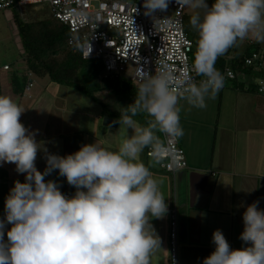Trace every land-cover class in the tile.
Wrapping results in <instances>:
<instances>
[{
	"label": "clouds",
	"instance_id": "clouds-1",
	"mask_svg": "<svg viewBox=\"0 0 264 264\" xmlns=\"http://www.w3.org/2000/svg\"><path fill=\"white\" fill-rule=\"evenodd\" d=\"M173 0H143L144 14L165 18ZM193 10L190 26L197 33L190 71L177 76L167 65L154 73L141 69L134 102L120 112L123 129L113 151L96 142L82 144L72 154L49 152L36 139L37 131L21 122L25 109L12 97L0 95V166L15 165L25 176L4 201L0 218V264H150L161 247L151 220L167 213L160 181L140 159L144 149L154 156L165 151L164 137L181 138L183 100L199 109L207 107L224 87L225 77L215 67L221 56L238 43L254 38L264 43V0H174ZM109 46V45H108ZM145 116L144 124L136 117ZM129 130L131 132L129 133ZM44 152L46 167H36ZM58 171L73 195L45 177ZM259 201L245 207L234 249L222 230L212 234L214 251L202 264H264V209ZM6 236V239H5Z\"/></svg>",
	"mask_w": 264,
	"mask_h": 264
},
{
	"label": "crops",
	"instance_id": "crops-1",
	"mask_svg": "<svg viewBox=\"0 0 264 264\" xmlns=\"http://www.w3.org/2000/svg\"><path fill=\"white\" fill-rule=\"evenodd\" d=\"M257 44L260 50H264ZM247 46L242 53L236 46V54L243 55ZM25 62L24 69L19 68L22 72L11 63L0 65V95L12 97L25 109L21 122L30 130L37 131L36 139L49 152L61 156L74 153L82 144L92 143H84L80 131H66L68 121L63 113L62 116L58 114L48 118L46 111L45 118H36L32 110L37 104L30 95L33 80L27 81L24 94L17 97L13 79L38 76L29 71L26 57ZM4 66H9V70L5 71ZM31 83L33 86L29 88ZM232 89L236 91L233 111L224 108L222 91L219 92V104L206 101L204 109L191 107L184 101L180 112L184 135L178 140L186 153V170L173 175L161 170L157 161L140 157L160 181V190L168 208L163 218L151 220L161 239V247L151 254L150 264H170L169 224L174 207L179 213V264H202L203 258L214 251L212 234L216 229L222 230L232 248L247 246L239 239L244 228L245 207L259 201L258 206L264 209V95L240 84H234ZM38 111L42 112V108ZM107 133L102 138L101 147L115 151L120 142L111 137L113 134ZM36 167L40 171L46 167L43 151L38 153ZM45 179L60 183V190L66 195L71 196L75 192V188L60 177L58 171ZM16 180L24 182L25 176L15 171L14 164L0 166V218L4 217V201Z\"/></svg>",
	"mask_w": 264,
	"mask_h": 264
},
{
	"label": "built area",
	"instance_id": "built-area-1",
	"mask_svg": "<svg viewBox=\"0 0 264 264\" xmlns=\"http://www.w3.org/2000/svg\"><path fill=\"white\" fill-rule=\"evenodd\" d=\"M48 3L53 19L65 25L70 33L68 46L80 52L84 60H101L105 77L125 78L135 86L141 69L152 73L167 64L180 76L191 69L194 42L185 29V6L174 0L165 18H151L144 14L143 0H0V12L15 10L25 15L29 5ZM109 45V46H108ZM9 66H4L5 71ZM225 83L245 85L247 89L264 95V50H258L241 66L228 65L224 71ZM33 84L29 85L31 88ZM165 151L154 156L148 149L147 157L160 161L161 170L177 174L188 168L186 153L178 138L164 137ZM179 213L170 212L169 250L170 264H179Z\"/></svg>",
	"mask_w": 264,
	"mask_h": 264
},
{
	"label": "rangeland",
	"instance_id": "rangeland-1",
	"mask_svg": "<svg viewBox=\"0 0 264 264\" xmlns=\"http://www.w3.org/2000/svg\"><path fill=\"white\" fill-rule=\"evenodd\" d=\"M17 13L19 16H21V13ZM192 14L193 10L186 7L184 18L185 29L190 35L191 40L194 42L195 53L197 33L192 29L189 23V18ZM25 15L26 16L23 18V21L25 22H37L53 19L52 9L48 3L27 6L25 8ZM250 42L257 41L254 38H250L243 41L242 43H238L237 48L239 53H242L244 48L249 45L248 43ZM257 43H259L264 49V43ZM231 51L232 52L228 54L227 59L234 57V54L236 53V46L232 47ZM194 53L192 57H194ZM25 57L26 54L14 23L13 11L7 10L0 12V65L2 66L4 63H11L14 64L15 69L22 72L23 70H19V68L25 67ZM131 76L132 69L128 71L126 76L122 77L130 78ZM30 80L34 81V87L31 89L30 95L34 97V102L37 104V106L32 110L33 114L37 115L36 118L40 116L45 118L46 111L48 118L56 117L58 114L62 116L63 113L64 118L68 121L66 131H80L84 138V143L87 141L92 143L96 142L101 147L103 142L102 138H104L106 135L105 132H108L107 135L113 134L111 137H114L116 142H121L122 136L124 134L123 129H119V126L118 128L111 130L109 127L104 125L106 119L115 120L110 117L112 115L111 113L118 111L121 107L120 101L113 92H99L96 94L98 101H94L82 95L73 88L53 83L45 73H41L38 76L34 75L28 79V83ZM225 85V87L221 90L223 92V106L224 108L233 111L236 107V91L232 89L234 84L228 82ZM220 95L221 94H218L214 100L207 101L218 105L220 102ZM180 104L182 109L184 106V101L182 100ZM40 108H42V112L38 111ZM115 121H118V119ZM130 132L131 130H129V133ZM146 153L147 148L144 149L143 153L141 154L143 158H147ZM149 160L160 163V161L157 159Z\"/></svg>",
	"mask_w": 264,
	"mask_h": 264
},
{
	"label": "trees",
	"instance_id": "trees-1",
	"mask_svg": "<svg viewBox=\"0 0 264 264\" xmlns=\"http://www.w3.org/2000/svg\"><path fill=\"white\" fill-rule=\"evenodd\" d=\"M212 2L213 0H209L210 4ZM13 13L29 71L38 75L45 73L53 83L73 88L94 101H98L96 94L99 92H113L120 101L121 107L111 113L112 119H119L120 112L134 102L136 87L130 81L121 76L105 77L101 60H84L80 52L68 46L70 33L65 25L55 19L25 22L17 11L13 10ZM231 50L232 48L227 54L218 58L215 64L221 73L228 65L241 66L260 48L257 43L251 42L243 55L235 53L233 58L227 59ZM27 81V76L13 79V89L17 97H22L24 94ZM136 119L141 124L145 122L144 115H139Z\"/></svg>",
	"mask_w": 264,
	"mask_h": 264
},
{
	"label": "water",
	"instance_id": "water-1",
	"mask_svg": "<svg viewBox=\"0 0 264 264\" xmlns=\"http://www.w3.org/2000/svg\"><path fill=\"white\" fill-rule=\"evenodd\" d=\"M104 125L109 128H117L118 123L115 120L106 119Z\"/></svg>",
	"mask_w": 264,
	"mask_h": 264
}]
</instances>
